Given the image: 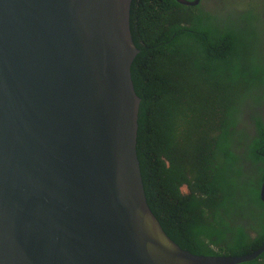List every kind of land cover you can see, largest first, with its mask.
Masks as SVG:
<instances>
[{
  "label": "water",
  "instance_id": "1",
  "mask_svg": "<svg viewBox=\"0 0 264 264\" xmlns=\"http://www.w3.org/2000/svg\"><path fill=\"white\" fill-rule=\"evenodd\" d=\"M131 4L0 0V264H239L264 253L263 243L195 254L151 210Z\"/></svg>",
  "mask_w": 264,
  "mask_h": 264
},
{
  "label": "trees",
  "instance_id": "2",
  "mask_svg": "<svg viewBox=\"0 0 264 264\" xmlns=\"http://www.w3.org/2000/svg\"><path fill=\"white\" fill-rule=\"evenodd\" d=\"M263 3L224 12L132 0L146 196L165 232L195 254L238 256L264 243ZM239 264H264V253Z\"/></svg>",
  "mask_w": 264,
  "mask_h": 264
},
{
  "label": "flooded vegetation",
  "instance_id": "3",
  "mask_svg": "<svg viewBox=\"0 0 264 264\" xmlns=\"http://www.w3.org/2000/svg\"><path fill=\"white\" fill-rule=\"evenodd\" d=\"M239 4L240 6H245L248 2H251V0H201V4H205L207 6V8L209 9H214V10H222L224 12L229 11V3L230 5H234V3ZM212 10V11H214ZM259 116L262 118V120L264 121V103L259 107L258 106V110H257ZM256 112V113H257ZM254 131H256V126L254 125V129H252ZM186 185H182V188H185Z\"/></svg>",
  "mask_w": 264,
  "mask_h": 264
},
{
  "label": "rangeland",
  "instance_id": "4",
  "mask_svg": "<svg viewBox=\"0 0 264 264\" xmlns=\"http://www.w3.org/2000/svg\"><path fill=\"white\" fill-rule=\"evenodd\" d=\"M263 6H264V3H263ZM263 18H264V14L261 15V19H262V20H263ZM260 37H261L262 41H264V33H263Z\"/></svg>",
  "mask_w": 264,
  "mask_h": 264
}]
</instances>
